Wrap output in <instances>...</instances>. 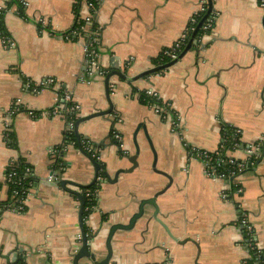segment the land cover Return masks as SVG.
<instances>
[{"label":"crops","instance_id":"1","mask_svg":"<svg viewBox=\"0 0 264 264\" xmlns=\"http://www.w3.org/2000/svg\"><path fill=\"white\" fill-rule=\"evenodd\" d=\"M8 1L0 0L6 7L4 30L14 42L5 48L0 37V203L12 200L5 182L12 158L30 165L38 181L30 186L23 212L0 215V264H73L81 246L80 200L61 186L40 181L54 172L88 185L95 177L94 165L68 141L64 116L32 118L20 112L6 143L5 114L17 98L37 113L52 109L55 86L38 93L29 86L46 78L72 93L81 117L106 110L105 77L90 72L81 41L63 37L86 12L84 3L76 13L73 0H20L26 3L22 16L19 2L8 7ZM212 1V30L198 39L192 36L189 43L197 41L192 48L156 73L147 71L160 67L154 59L180 39L201 0H102L98 10L99 63L106 71L119 66L128 79L112 77L115 110L81 123L79 131L83 141L99 148L98 160L111 175L119 167H131L128 159L119 158L121 150L135 153L138 127L141 146L139 167L121 174L116 183H102L84 222L91 235L100 229L98 259L106 256L110 226L128 223L141 199L169 183L152 168L154 155L143 127L157 153V169L172 177L171 187L159 197V217L169 232L146 207L132 229L115 233L110 264H256L242 243L236 222L241 212L255 226L257 244L264 250V155L255 169L238 178L242 191H234L229 200L221 199L222 183L204 175L201 161L189 159L188 145L214 149L228 129H240L246 143L264 135V9L259 0ZM149 89L180 114L183 135L140 100V93ZM113 130L122 136V149ZM58 157L63 163L55 172ZM79 264L92 263L82 258Z\"/></svg>","mask_w":264,"mask_h":264},{"label":"built area","instance_id":"2","mask_svg":"<svg viewBox=\"0 0 264 264\" xmlns=\"http://www.w3.org/2000/svg\"><path fill=\"white\" fill-rule=\"evenodd\" d=\"M75 2V0H73ZM102 0H84L86 12L81 15L79 20L83 22L76 23L68 32L63 34V37L67 40L81 41L85 54V62L91 73L97 76H105L106 71L99 63L101 56V33L99 27L92 28V23L96 22V17ZM261 7L264 9V0H259ZM22 4L26 3L22 1ZM5 6H0V37L5 48H11L14 46V42L6 34L3 25ZM19 13V11H18ZM20 14V13H19ZM216 21V13L209 10V1L201 0L199 9H197L190 19V23L180 39L170 47V50H165L170 60H175L180 57L183 47L187 43L189 35L196 32L202 27L203 34L212 30ZM38 22L44 26L45 20L39 19ZM202 34V35H203ZM199 38V37H198ZM197 38V39H198ZM30 88L35 93L40 92L43 88L48 86H55L56 89V103L50 110L37 113L31 108L24 105L20 98L12 101L10 108L5 114L3 138L6 143L11 141V131L13 118L20 112L27 111L32 118H37L39 115L44 116H56L62 115L66 118V131L67 134L74 132L75 121L67 118L68 114L74 113L76 118L81 117V105L76 102L72 96V93L63 89L58 81L54 78H46L43 81L33 82ZM146 93L152 97H157L158 94L153 90H146ZM155 113H157L164 121H168L171 124V128L174 132L183 135L184 127L182 125V119L178 112L172 110L169 103H163L158 101L157 103H148ZM113 139L118 143L122 149L123 141L122 136L116 130L112 131ZM82 145L85 151L90 153L96 159H99V148L95 147L89 141H82ZM264 148V135L256 142L246 143L242 138V131L238 128H232L225 132L222 141L214 149L199 148L193 145H188L189 159H197L201 161L203 167V173L208 178L222 183V189L220 191V197L222 200H229L232 193L241 192L240 183L238 178L246 171L255 169L262 159V153ZM19 159L12 158L9 163L5 174V182L12 194L11 202L6 206H0V215L7 211L23 212L26 209L27 199L31 193V185L22 187L23 179L32 175V170L27 167L23 177H18L16 166ZM59 177L54 173H51L48 177L49 181H55ZM106 180L104 175H99L97 181L102 185ZM21 186V187H20ZM86 197L89 199H95L97 192L90 190L86 191ZM95 208V205L93 206ZM243 232V245L247 247L251 252L257 254V263L264 264V250L258 246L256 230L253 223L250 221L246 213L241 212L238 215L237 221ZM81 240V236H79Z\"/></svg>","mask_w":264,"mask_h":264},{"label":"water","instance_id":"3","mask_svg":"<svg viewBox=\"0 0 264 264\" xmlns=\"http://www.w3.org/2000/svg\"><path fill=\"white\" fill-rule=\"evenodd\" d=\"M208 1H209V10H212L213 1L212 0H208ZM262 23L264 26V14H263ZM193 41L197 42L196 40H193ZM193 41H191L187 45V47L181 53L180 57L183 56L188 50H190L192 48V42ZM175 62L176 61H172V62L168 63L167 65H165L164 67H158V68L152 69L150 71H147V73L157 72L158 70H160L162 68L172 66ZM114 76H118V77L125 79V80L128 79L127 75L124 73V70L120 69L119 66H114L104 76L105 77V91H106V96H107V100L109 103V108L106 110L97 111V112L92 113L90 115L80 117L75 122V126H74V132H75V135L77 138V147L79 148L81 153H83L85 156H87L90 159V161L92 162V164L94 165L95 177H94L93 182L88 184V185H81V184H78L74 181H71L68 179H63L60 177L58 179H56L55 181H49L48 179H44V180L40 181L41 184H45V185L61 186L66 191H68L74 195H77L79 197L80 208H79V212H78V221H79V226H80V230H81V246L77 249V251L74 254L73 264H79V261L82 258H87L92 264H110V261L112 259V255H113L112 240H113L115 233L120 229L121 230L132 229L135 226L136 222L144 216L145 211H146V207H151L153 209L152 217L156 221H158L169 232L167 225L159 217L160 211H161L160 204H159V197L161 195H163L165 192H167L169 190V188L171 187L172 177L169 174L164 173L163 171H160L157 169V167H156L157 153L155 151L151 137H150L148 131L144 127H143L144 135H145V137H146V139H147V141L151 147L152 153L154 155L153 162H152V168L155 171H157L158 173L163 174L166 177H168L169 183L162 190L155 193L152 197L141 199L139 202L138 211L132 215V217L130 218L128 223H126V224L115 223V224H112L110 226V229L108 231V235L106 238L107 253L103 259H98L97 250H96L97 249L96 238H97L98 234L100 233V229L97 230L92 235H88L86 232V227H85V223H84L85 222L84 221V207H85V202H86V196L84 194H82L79 191V189L83 188V187H85V188L90 187L91 185L97 183L99 171H102L104 176L106 177V180L104 183H116L121 174L132 172L134 169H136L140 165L138 159H139V156L141 153V146L139 144L138 137H137L138 132L140 130V127H138V129L135 131L134 137H133V142H134V146H135V153L134 154H128L125 150H121L122 156L119 158L120 162H122L123 159H128V161L132 164L131 167H129V168L119 167L116 170V172L114 173V175H111L98 159L93 157L90 153L85 151L82 147V141H81L82 135L79 131L80 124L91 119V118H94V117L109 115L115 110L114 104H113V102L111 100V96H110L111 89L114 88V85H112V77H114ZM263 155H264V148H263L262 156ZM55 172H58V171H55ZM52 173H54V172H52ZM74 186L76 187V189H73Z\"/></svg>","mask_w":264,"mask_h":264},{"label":"trees","instance_id":"4","mask_svg":"<svg viewBox=\"0 0 264 264\" xmlns=\"http://www.w3.org/2000/svg\"><path fill=\"white\" fill-rule=\"evenodd\" d=\"M87 1H90V0H87ZM16 2L19 4V13L20 15H24V8H23V4H22V1H18V0H9L8 1V7H11L13 4H16ZM84 3V0H75L74 2V11L76 13H79V8L81 7V5ZM81 23L83 22L82 20H79ZM78 21V22H79ZM76 25V24H75ZM98 27V24L97 22L94 21V23H92V28L93 29H96ZM203 34V30H202V27H200L198 30H196V32H193L191 33V35H189V38L187 40V43L185 44V46L183 47V50L182 52L184 51V49L186 48L187 44L189 43V41L191 40V37L195 35V37H200L201 35ZM167 51V50H170V48H166L164 50H162V52L159 54L158 57H156L154 59V63L157 65V66H160V67H164L165 65H167L166 63L170 61L169 57L164 54V51ZM180 52V55L181 53ZM158 72V71H157ZM156 73V72H155ZM140 100L145 103V104H148V103H157L159 100L157 99V97H152L150 95H148L146 93V91H143L140 93ZM67 118L69 120H74L75 122L78 120V118L75 117V114L74 113H70L68 114ZM230 129H228L227 131L229 132ZM68 141L69 142H75V144H77V138H76V135H75V132L71 133L68 135ZM81 141H83V137L81 139ZM83 147V145H82ZM84 149V148H83ZM63 161L61 159H59V157L57 158V160L55 161V165H54V171H56L55 169H59V167L62 165ZM27 167H30V165H28L25 161H23L22 159H20L18 161V164L16 166V170L18 172V177H23L24 174H25V171L27 169ZM99 175H104L102 171H99ZM38 180H36V178L33 176V175H30L29 177L23 179L22 181V187H26V186H29V185H32L33 183H36ZM21 187V186H20ZM100 188V183L97 181V183L91 185L90 187H83V188H80V190L82 191L81 193L82 194H86V191L90 190L92 192H97L98 189ZM77 196V195H76ZM86 196V195H85ZM78 197V196H77ZM79 198V197H78ZM11 201H8L6 203H0V206H6L10 203ZM96 203H97V197L95 199H89L86 197V202H85V207H84V221L86 220V218L88 217V215L90 214V212L94 209L93 206L95 205L96 206ZM86 232L88 235H91V233L88 231V229H86ZM257 254L256 253H253L252 255V259L250 260L251 263H257ZM23 264V263H22Z\"/></svg>","mask_w":264,"mask_h":264},{"label":"rangeland","instance_id":"5","mask_svg":"<svg viewBox=\"0 0 264 264\" xmlns=\"http://www.w3.org/2000/svg\"><path fill=\"white\" fill-rule=\"evenodd\" d=\"M156 166H157V163H156Z\"/></svg>","mask_w":264,"mask_h":264}]
</instances>
